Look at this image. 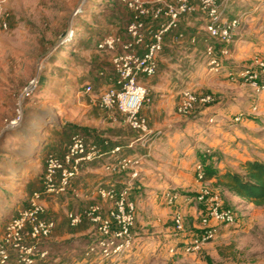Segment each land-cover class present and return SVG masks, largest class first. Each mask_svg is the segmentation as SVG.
<instances>
[{"label": "rangeland", "instance_id": "rangeland-1", "mask_svg": "<svg viewBox=\"0 0 264 264\" xmlns=\"http://www.w3.org/2000/svg\"><path fill=\"white\" fill-rule=\"evenodd\" d=\"M0 2H5L6 9L11 12L9 31L0 32L1 237L8 222L26 208L25 202L34 191H43L44 181L41 176L48 156H60L66 151L72 137L83 135L82 125L86 118L83 109L92 105L93 98L99 96L104 89L105 83L98 78V72L102 69L111 70V56L99 51L97 47L104 35L124 32L129 14L120 0ZM258 8H264V0H231L226 18L232 20L240 17L241 29L248 24L246 16L251 17V14L253 17L262 15L261 20H264L261 10L253 12ZM243 13L246 15L243 16ZM189 18L199 29L187 32L182 28L185 38L180 42L173 43L169 38V46L163 52L157 75L142 79L149 94L142 111L146 119L151 106L163 99V94L167 96L168 93H173L183 97L185 91L191 90L201 96L212 94L211 91L215 88L211 82L205 81L204 75L207 71L201 72L209 60L206 57L207 47L213 41L207 40L209 37L204 30L205 21L202 17L194 14ZM193 38L196 39L195 44L192 43ZM34 80L38 82L37 90L29 98L22 100L24 89ZM87 85L93 86L95 95L88 96L84 93ZM253 94L256 99L255 90ZM255 107V116H262L260 106ZM197 109L199 108L189 117ZM243 116L245 117V113ZM155 119L159 123L161 115L155 113ZM30 141L37 143V146L30 148ZM43 141L47 144L44 145ZM27 147L28 152L38 149L37 162L41 170L36 177L22 175L16 169L18 152ZM261 147L264 149V142ZM208 151L210 155L213 152ZM200 152L198 156L201 158L203 154ZM220 155H215L218 157L216 161H220V157L221 160L224 159V155ZM231 161L227 165L233 163ZM209 165L215 170V174L219 172L216 169L218 166ZM210 182L211 187L219 192L215 187L217 180L212 178ZM219 193L227 206L236 211L237 223L221 229L216 239L211 242L212 247L202 255L200 253L196 260L179 259L177 256L172 259L167 251L168 254L164 252L160 261L152 260L151 264H264V208H250L247 204L239 208L227 202L226 191L221 190ZM16 198L22 203L24 201L19 208L16 206ZM46 199L48 198L44 197V201ZM50 209L51 206H47L48 216L58 221V228L68 234L69 239L52 241V259L49 264H106L85 258V253L93 241L92 225L85 221L81 226L72 228L69 224L68 214L82 213L85 208L63 206L55 213ZM166 215L171 222L172 214ZM137 228L136 220L134 235L139 233ZM61 232L58 235L61 236ZM133 253L134 250L125 255L118 264H125L127 260L124 259Z\"/></svg>", "mask_w": 264, "mask_h": 264}, {"label": "built area", "instance_id": "built-area-1", "mask_svg": "<svg viewBox=\"0 0 264 264\" xmlns=\"http://www.w3.org/2000/svg\"><path fill=\"white\" fill-rule=\"evenodd\" d=\"M231 0H120L132 14L127 27V39L118 36H107L98 45V50L111 56L114 77L110 85L95 99V104L106 112L118 111L125 116L127 125L142 136L153 135L148 120L142 116L147 102L148 89L142 79L153 78L159 71V58L164 52L165 37L179 28L183 18L201 12L207 19L205 32L213 41L207 47L209 58L206 68L211 75L226 74L231 81H240L251 86L257 94L264 92V58H255L251 64L229 68L232 58V46L237 31L241 26V18L227 19L226 11ZM6 2V1H5ZM0 2V32L10 29V10L6 3ZM165 23L155 31L147 26L146 21H162ZM185 35L180 34L179 39ZM196 43V39H192ZM104 76V73H101ZM38 88L37 81H31L24 89L21 99L29 98ZM84 93L94 95L92 85H87ZM216 103L212 94L198 95L187 90L183 93L178 107V114L189 117L196 108H207ZM257 112V108H253ZM243 114L236 117L240 122ZM212 122V121H210ZM17 123V122H16ZM121 148L113 154L120 153ZM210 155L208 151L206 159ZM101 154L96 145L87 143L80 135L72 137L66 153L60 157L56 154L48 156L44 175L43 191H36L28 200L25 210H20L17 217L11 219L0 237V264H37L47 260L49 251L43 249L44 241L50 239L58 227L55 219L48 216L44 197L67 195L74 181L86 164L100 159ZM113 161V160H112ZM141 157H124L105 164L108 173L123 175L125 182L118 189L99 188L98 196L106 201L109 209L101 204L88 206L82 213L68 214L72 228L81 226L85 221L92 225L93 241L85 253V258L95 259L100 263L118 264L134 249L133 229L137 220V206L131 201L130 194L135 181L141 174ZM207 163L202 161L196 165V180L200 184L199 191L188 197L186 204H195L199 208L200 232L193 234L187 244L182 247L187 255L199 254L204 247L214 241L221 226H233L237 223L236 211L226 206L221 194L208 184L206 174ZM168 206H174L177 198L166 197ZM187 218L181 212L173 215V224L178 234L187 237ZM176 254L177 249L170 251Z\"/></svg>", "mask_w": 264, "mask_h": 264}, {"label": "crops", "instance_id": "crops-1", "mask_svg": "<svg viewBox=\"0 0 264 264\" xmlns=\"http://www.w3.org/2000/svg\"><path fill=\"white\" fill-rule=\"evenodd\" d=\"M259 10L261 9H255L253 12L256 13ZM260 12L264 14V8ZM195 14L202 17L205 23L207 22L201 12L197 11ZM193 15L183 18L180 24L183 30L193 32L195 29H199V26L189 18ZM242 15L244 16L246 13ZM253 16L252 14L251 17L246 16L248 24L237 31L229 68L234 65L251 64L257 57L264 58V20H261L262 15ZM186 21L188 22L186 23ZM165 22L150 24L156 31ZM171 33L166 36L164 52L169 46V38L173 43L180 41ZM122 36L127 39L125 31ZM163 54L159 58V65ZM109 68H112L111 62ZM206 71L207 69L204 68L201 72ZM204 78H206L205 81L211 82L212 86H215L211 93L216 98V103L207 108L197 109L193 116L187 118L176 113L182 101L181 95L175 96L173 93L172 95L168 93L165 96L166 94H163V99L153 104L150 113L146 115L153 134L151 136H142L134 132L127 125L124 115L118 111L101 110L95 104V99L99 96L93 98V104L83 109L86 118L82 125L84 128L82 136L87 143L98 147L101 157L94 163L82 167L79 178L74 181L67 195L51 197L44 201L48 208L51 206L50 211L59 212L63 206L86 209L94 204H101L105 209H109L107 202L98 196V189L101 187L108 189L112 186L122 187L125 178L123 175L108 173L105 170V164L124 157H141L140 178L135 181L134 189L130 194L131 201L137 206L139 233L135 235L133 233L134 253L124 259L127 260L125 264H151L152 260L160 261L163 253H167V251L172 259L177 256L179 259L196 260L200 253L187 255L182 250L192 235L200 232L201 213L199 208L193 203L186 204L190 203L186 202L187 198L193 197L192 194H195L200 188V184L196 180V165L203 161L208 150L213 151L214 155H209L206 158V163L218 166L216 169H218L219 175L225 174L227 171L242 172L243 165L250 161L257 159L264 161L262 153L264 149L261 147L264 142V124H260V122L264 123V92L257 94L255 99L254 89L251 86L240 81H231L226 74L211 75L207 71ZM204 85L208 86L205 83ZM106 88L107 86L104 85L103 91ZM255 106H260L261 112L263 111L262 116L260 114L258 117L255 116L253 113ZM155 113L161 115L159 123L155 119ZM244 113L245 117L243 116L240 122H236V117ZM142 116L144 115L142 114ZM86 135L89 136L86 137ZM43 143L47 144L45 141ZM29 144L30 148L37 146V143L33 144L32 141L28 142ZM117 148H121V151L114 155L113 152ZM28 150L27 147L18 152L19 161H16L18 163L16 169L22 175L36 177L41 170L39 162H37L38 149L29 152ZM218 151L224 155L223 160L220 157V161H216L217 156L220 155ZM198 152L202 153L203 157L200 158ZM230 157L233 158V161ZM229 161L233 163L227 165ZM234 165L237 166L234 167ZM208 184L211 185L212 182L208 181ZM217 190L221 192L223 189ZM225 194H228L227 202L230 204L239 208L246 205L241 199L229 193ZM168 195L177 198L174 206H168L166 200ZM28 200L25 203H28ZM23 203L16 198L17 208L21 207ZM250 208L256 207L250 205ZM176 212H181L186 218L188 217L189 234L187 237L176 232L173 219L171 218L170 222L166 215L171 213L173 217ZM225 227L230 226H221L219 232ZM59 232H61L60 228L54 240L69 239L68 234L62 231L60 236ZM212 245L213 243L207 244L201 255ZM172 249H177L175 255L170 252Z\"/></svg>", "mask_w": 264, "mask_h": 264}, {"label": "trees", "instance_id": "trees-1", "mask_svg": "<svg viewBox=\"0 0 264 264\" xmlns=\"http://www.w3.org/2000/svg\"><path fill=\"white\" fill-rule=\"evenodd\" d=\"M125 9L127 10L128 14H129V21H128V23L125 27V30H124L125 34H126L127 27L132 20V14L128 11V9L126 7H125ZM186 17H188V16H186ZM162 21H165V19H163ZM162 21L156 22L153 20H148V21H146V23H147L148 27L150 26L151 28H153L150 23H161ZM181 31H182V26H179V28L172 30L171 31L172 33L169 32L167 35H169L171 33V35H175L179 39V35L184 34ZM110 35L118 36V37L122 36V34L109 33L107 35H104V37L101 39V41L105 37L110 36ZM122 38H124V37L122 36ZM124 39H126V38H124ZM179 40L183 41V39L182 40L179 39ZM165 42H166V37H165ZM101 73H104V76H101ZM113 77H114L113 68H111L110 71H108V70L105 71L102 69V70H99V72H98V78H100V80L105 83L104 85H110L109 79L113 78ZM66 151H67V149H66ZM66 151L63 154H61L60 157H62L66 153ZM202 162L205 164L207 162V160L203 159ZM206 174H207V180L208 181H211L212 178H215L217 180V183L215 185L216 188L223 189L224 191H226L230 195L241 199L247 205H252L256 208H264V161L263 160L257 159V160L245 163L242 167V172L227 171L225 174H222V175H219L218 173L215 174V170L213 168H210V165L208 164L207 168H206ZM44 175H45V171H44L43 175L41 176L43 181H44ZM42 189H44V186ZM34 192H36V191H34ZM27 206H28V204H27ZM27 206H26V208H27ZM26 208H24L23 210H25ZM17 216L18 215H16V217ZM13 218H15V216ZM46 219H53V218L46 216ZM237 220H238V218H237ZM58 229L59 228L57 227V229L55 230L52 237L50 239L44 241V243H43L42 248L47 249L50 252L48 259L44 260V261H40L37 264H49V262L51 261L52 251L50 249V244L54 240V236L57 234ZM14 261H15V258L12 259L11 264H14Z\"/></svg>", "mask_w": 264, "mask_h": 264}, {"label": "bare ground", "instance_id": "bare-ground-1", "mask_svg": "<svg viewBox=\"0 0 264 264\" xmlns=\"http://www.w3.org/2000/svg\"><path fill=\"white\" fill-rule=\"evenodd\" d=\"M17 175V174H16Z\"/></svg>", "mask_w": 264, "mask_h": 264}]
</instances>
